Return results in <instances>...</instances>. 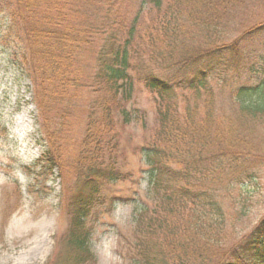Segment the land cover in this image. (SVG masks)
<instances>
[{
  "label": "rangeland",
  "instance_id": "rangeland-1",
  "mask_svg": "<svg viewBox=\"0 0 264 264\" xmlns=\"http://www.w3.org/2000/svg\"><path fill=\"white\" fill-rule=\"evenodd\" d=\"M141 1L109 0L102 4L115 6L110 13L125 21L122 34L127 35ZM102 4H98L101 6L98 22L105 21L103 16L107 13ZM184 12L182 21L176 28L173 24L167 32L164 24H159V32H149L148 26L155 25L150 19L154 14L139 15L141 34L136 35L132 48L135 92L130 107L146 115L147 122L143 125L142 121H134L124 126L117 121L119 150L112 158L123 178L103 186L100 195L103 204L97 205L89 217L94 259L88 264H134L135 218L143 204L150 208L155 204L149 195L140 148L150 143L158 126L157 101L143 80L151 74L171 80L177 90L179 109L184 110L185 97L192 93L179 86H184L197 72L183 69V57L197 49L212 51L209 64L212 67L216 63L207 76L212 98L203 97L200 104L213 107L212 130L208 133L210 145L203 157L204 160L206 156L215 157L217 161L211 174L202 180L199 192L215 190L226 214L224 228L217 235L221 243L208 247L213 260L218 263L230 255L264 217V114L243 119L239 111L242 97L238 92L245 86L248 91L250 87L258 93L263 85L264 29H252L264 24V0H242L225 15L220 32L207 30L187 10ZM72 14L67 17L79 22V18L72 19ZM104 26L98 25L96 30L103 31ZM103 41L94 39L88 50L77 51L83 60L85 81L96 73ZM236 41L238 50H235ZM12 51L0 39V264H57L58 258L66 255L70 210L80 184L79 175L76 176L79 170L72 167L84 164L79 162L86 153L82 142L87 125L91 117L100 116L99 108L105 98L96 89L84 87L77 96H72L74 106L70 111L63 110L60 120L53 117V125L48 120L49 126L52 125L50 132L54 131L60 141L59 152L67 168L63 173L57 167L52 169L45 160L46 134L37 109L35 88L14 65ZM72 93L75 89H69V97ZM250 98L256 99L257 94ZM251 102L246 98L245 103ZM205 108L200 115H210V110ZM20 117L28 125L21 132L17 127ZM222 152L225 156H221ZM155 236L161 239L158 233Z\"/></svg>",
  "mask_w": 264,
  "mask_h": 264
},
{
  "label": "trees",
  "instance_id": "trees-1",
  "mask_svg": "<svg viewBox=\"0 0 264 264\" xmlns=\"http://www.w3.org/2000/svg\"><path fill=\"white\" fill-rule=\"evenodd\" d=\"M106 1L109 2L0 0V39L8 50H13L14 65L35 88L37 108L46 134L45 160L52 169L57 167L62 173L67 169L59 152L62 148L60 141L54 131L50 132L53 117L60 120L63 110L70 111L74 106L71 98L84 87L96 89L105 98L103 106L99 108L100 116L91 117L87 125L82 142L83 153H86L79 162L85 165L81 163L78 167H72L74 171L79 170L76 176L79 175L80 184L70 210L66 255L58 258L57 264H88L94 259L90 248L89 217L97 205L103 204L100 201L103 186L123 178L112 158L119 150L116 148L120 132L117 121L120 120L124 126L134 121H142L143 125L147 122L146 115L130 107L135 92V79L131 75L135 68L132 48L136 35L141 34L139 15L145 12L154 14L150 19L155 25L148 26L149 32H159V24H164L165 32L173 24L176 28L182 21L184 10L207 30L219 31L225 24V15L242 2L142 0L125 35L122 34L125 21L110 13L115 6L103 5L102 2ZM98 4L107 9L103 16L105 21L97 20L101 7ZM71 13L72 19L79 18V22L67 17ZM98 25H105L101 28L103 31L96 30ZM262 29L264 24L252 31ZM122 36L125 38L121 41ZM97 38L104 40L98 52V66L93 78L85 81L83 60L77 51L88 50ZM235 47L238 50L237 41ZM198 50L183 57V69H195L197 72L184 86H179L192 93V96L185 97L187 104L184 110L179 109L177 90L171 80L154 74L143 80L145 88L157 101L155 121L158 126L150 143L140 148L146 166L143 172L148 180L149 195L155 204L152 208L143 204L135 218L132 260L134 264H205L209 261V264H264V217L231 250L230 255L218 263L213 260L212 251H208V247L215 242L221 243L222 239L218 240L217 235L218 230L224 228L226 214L214 194L215 190L211 188L207 190L209 192H199L203 186L202 180L211 174L210 170H213L211 168L217 160L215 157L210 159V156L204 160L203 157L210 145L208 133L212 130L213 107L200 105L203 97L212 98L207 76L216 63L212 67L209 64L212 51ZM262 80L263 85L258 93L248 86L250 91L245 86L238 91L242 97L239 111L245 120L264 114V78ZM69 89H75L70 97ZM253 94H257L256 99L250 98ZM246 98L252 102L245 103ZM204 108L210 110V115H200ZM48 120L52 125L49 126ZM221 156L225 154L222 152ZM156 233L161 239L155 236Z\"/></svg>",
  "mask_w": 264,
  "mask_h": 264
},
{
  "label": "bare ground",
  "instance_id": "bare-ground-1",
  "mask_svg": "<svg viewBox=\"0 0 264 264\" xmlns=\"http://www.w3.org/2000/svg\"><path fill=\"white\" fill-rule=\"evenodd\" d=\"M17 127H18V131H25L28 129V125L26 124V122L24 121L23 117H20L17 121Z\"/></svg>",
  "mask_w": 264,
  "mask_h": 264
}]
</instances>
